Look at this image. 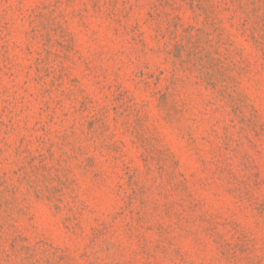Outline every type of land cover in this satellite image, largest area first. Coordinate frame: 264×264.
I'll list each match as a JSON object with an SVG mask.
<instances>
[{
  "label": "rangeland",
  "instance_id": "rangeland-1",
  "mask_svg": "<svg viewBox=\"0 0 264 264\" xmlns=\"http://www.w3.org/2000/svg\"><path fill=\"white\" fill-rule=\"evenodd\" d=\"M0 264H264V0H0Z\"/></svg>",
  "mask_w": 264,
  "mask_h": 264
}]
</instances>
